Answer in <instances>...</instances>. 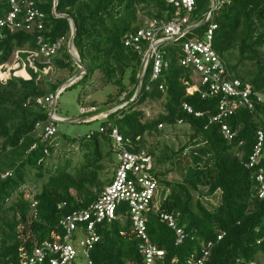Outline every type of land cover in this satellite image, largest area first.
Segmentation results:
<instances>
[{"label": "trees", "instance_id": "1", "mask_svg": "<svg viewBox=\"0 0 264 264\" xmlns=\"http://www.w3.org/2000/svg\"><path fill=\"white\" fill-rule=\"evenodd\" d=\"M33 1L45 14L42 33L46 38L68 36L70 22L74 25L73 45L85 69L74 83L83 87L91 83L92 90L108 83L114 86L98 112L127 103L105 118L98 117L103 131L98 127L83 136L65 137L63 142L77 144L83 151L82 159L72 167L65 160L50 170L45 165L44 149L51 153L57 141L49 142L36 134L35 123L44 121L46 114L34 99L53 92L64 82L63 75L78 72V67L63 49L52 58L59 73L64 71L59 79L53 80L57 75L48 80L33 73L30 80L13 76L0 83V260H16L21 252L31 251L43 240L61 236L59 218L85 208L97 198L112 178L103 175L108 167L102 160L114 153L107 131L117 126L130 140V151H145L153 157L160 211L171 213L188 234L175 245L174 231L157 214L148 216L146 231L150 240L166 251L162 264H170L173 257L183 261L198 255L209 240V264H264V199L257 195L258 167L247 165L255 130L264 131V106L257 105L251 111L240 108L229 116L227 122L238 132L232 140H226L219 126L208 120L217 113V97H202L201 87L186 91L192 85L191 70L178 63V43L162 46L168 65L156 80H150V68L137 75L140 56L123 44V37L141 26L143 17H169L171 8L163 0H55V5L54 0ZM195 1L194 12L202 13L194 16L201 19L208 7L203 10L205 0ZM53 5L57 16L52 13ZM7 9V0H0V15ZM214 20L217 28L212 47L224 63L227 76L246 81L253 89H264V0H230ZM203 26H197L191 35H201ZM35 34L4 29L0 63L7 61L15 48L33 47ZM159 84L164 90L158 88ZM138 86L136 96L130 100ZM146 99H162L163 111L144 118L137 106ZM183 103L192 108L191 113L183 109ZM90 105L98 104L93 101ZM195 112L202 114L196 116ZM178 120L189 131L187 139L174 150L163 135ZM158 124L164 125V131ZM162 164L169 167L158 169ZM258 165L264 167V151ZM6 171L10 174L2 176ZM30 172L33 179L29 181ZM171 172L179 179H165ZM44 175L45 181L34 190L35 182ZM27 192L36 201L34 211L25 197ZM63 201L65 206L59 208ZM98 232L100 239L90 250L93 264H141L138 239L127 219L103 222ZM220 233L224 234L217 240Z\"/></svg>", "mask_w": 264, "mask_h": 264}, {"label": "built area", "instance_id": "2", "mask_svg": "<svg viewBox=\"0 0 264 264\" xmlns=\"http://www.w3.org/2000/svg\"><path fill=\"white\" fill-rule=\"evenodd\" d=\"M163 1L171 8L169 17L143 18L141 26L136 30L128 31L123 37V44L140 56L137 75H143L146 69L150 68V80H156L168 65L162 46L178 43L180 48L178 63L191 70L192 85L186 89L187 93L201 87L202 97H217V113L208 116V120L219 126V131L226 140H232L238 130L232 128L226 119L240 108L251 111L257 105L264 106V89H253L248 82L227 76L224 63L212 47L213 32L217 28L214 17L230 0H210L209 7L201 19H196L194 16L195 0ZM7 7L8 9L0 15V38L4 29L10 32L22 30L36 34L33 47L15 48L9 59L0 63V83H5L13 76L30 80L33 73L41 74L48 80L52 79L58 71L52 58L63 49L79 69L53 92L34 99L38 109L41 108L46 114L44 121L35 123L36 134L53 142V136L57 132L55 123L65 120L63 116L55 113V102L62 90L73 84L85 72L73 42L70 43L71 22L68 36L61 35L49 39L42 33L45 14L35 6L33 0H7ZM167 12L166 10L164 15ZM52 13L58 15L54 11V5ZM137 14L139 16V11ZM200 24H204L201 35H191ZM158 88L164 90L163 84H159ZM138 90L139 86L130 100L136 96ZM123 97L124 95L120 99ZM126 103L127 101H123L99 112L98 106L89 105L81 107V113H93L89 116L90 119L105 118ZM182 107L187 112H192V108L187 103H183ZM194 114L197 116L202 113ZM178 123H181V120H178ZM158 128H163V124H158ZM103 130V127H99V131ZM89 134H92V131ZM107 135L111 139L116 166L111 180L103 186L97 198L85 208L72 210L59 218L58 225L63 231L61 236H56L52 240L45 239L31 251L21 252L16 260H0V264H93L90 250L100 239L99 226L103 222L126 219L138 239L137 250L142 256L141 264H162L166 251L152 243L146 231L150 214H157L159 220L165 222L174 231L175 245L181 244L188 236L184 229L178 226L171 213L160 211V187L157 178L153 175V157L145 151H130L128 149L130 140L123 137L117 126L107 131ZM33 147L34 145L31 146ZM263 151L264 131L258 128L255 130L247 165L258 167L255 173V181L258 184L257 195L264 199V167L258 165ZM44 153L47 155L48 150L44 149ZM8 174L10 172L6 171L2 176ZM25 197L30 200V207L34 211L36 201L32 194L27 192ZM205 200L212 202L210 198ZM65 204L63 201L58 207L62 208ZM223 234H218L217 240ZM260 240L257 239V243H260ZM211 246L212 241L209 240L198 255H191L183 261L173 257L169 263L209 264Z\"/></svg>", "mask_w": 264, "mask_h": 264}, {"label": "rangeland", "instance_id": "3", "mask_svg": "<svg viewBox=\"0 0 264 264\" xmlns=\"http://www.w3.org/2000/svg\"><path fill=\"white\" fill-rule=\"evenodd\" d=\"M209 4L210 0H205L203 10L209 7ZM201 13L202 11H195L194 15L197 17V15L200 16ZM142 16V12L139 11V17ZM62 73L64 74L63 70L60 71V73L58 70L55 74L57 76H55L53 80L59 79L62 76ZM76 73L77 71H75L74 73L66 72L65 76L63 75L61 79L64 80V83H66L69 77H72ZM89 84L83 87L81 83L76 82L73 85L66 86L59 94V97L55 102V113L60 116H63L65 120L55 123L57 133L53 136V141H57V143L53 151L51 153H48L45 159L46 168H49L50 170L55 169L56 166L59 164H63L65 160L68 161L70 167H72L82 159L83 151L79 149L77 144H69L63 142V139L65 137L75 138L77 136H83L89 130L98 129L99 125L101 124V119L89 118L91 113L82 114L81 107L89 106L93 101L98 104L97 106H100L106 100L107 95L113 90H115V88L111 83H108L107 85L101 88L92 90V85L91 83ZM130 87L131 86L128 85L127 89H129ZM124 94L125 93L121 94L119 98H121ZM162 102V99H146L143 103L138 105L137 108H140L143 111L144 118L150 119L155 117L159 112L163 111ZM159 129L164 131V125L163 128ZM188 131V127L185 124L178 123L170 131H164L165 134L163 135V137L164 139L169 141V143H172L174 150H176L179 145L187 139ZM103 149L107 150V146L103 145ZM184 161L185 160L183 158L182 162ZM102 163L106 164V166L108 167L106 170H104L103 175H112L114 171V169L112 170V167L113 164L116 163L115 154L111 153L110 155H108L107 159L105 158L102 160ZM168 167V164H162L160 166H157L158 169H166ZM27 176L29 181L33 179L32 172L28 173ZM45 177L46 176L44 175L42 179L37 180L35 182L33 188L34 190H39L40 184L46 179ZM165 179L178 180L179 178L174 172H171L170 174L166 175ZM195 197L196 195L194 194V198ZM211 201L214 202V199Z\"/></svg>", "mask_w": 264, "mask_h": 264}, {"label": "water", "instance_id": "4", "mask_svg": "<svg viewBox=\"0 0 264 264\" xmlns=\"http://www.w3.org/2000/svg\"><path fill=\"white\" fill-rule=\"evenodd\" d=\"M54 5H55V2H54ZM73 37H74V25L71 23L70 43L73 42Z\"/></svg>", "mask_w": 264, "mask_h": 264}]
</instances>
